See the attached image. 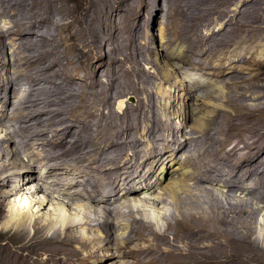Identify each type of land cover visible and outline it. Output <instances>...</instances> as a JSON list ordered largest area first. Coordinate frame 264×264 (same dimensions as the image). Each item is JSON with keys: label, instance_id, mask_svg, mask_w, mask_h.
I'll return each mask as SVG.
<instances>
[{"label": "bare ground", "instance_id": "obj_1", "mask_svg": "<svg viewBox=\"0 0 264 264\" xmlns=\"http://www.w3.org/2000/svg\"><path fill=\"white\" fill-rule=\"evenodd\" d=\"M43 1H45V13H48L50 9L55 6L54 14L50 17H46L42 14L41 18L47 20L50 26L48 28H51L53 33L59 36V42L46 39L42 33H35L33 36L26 35L22 37L21 42L24 43L25 47L29 46V52L27 51L28 53L24 55L25 52H22V46L21 53H23V56L21 57L23 64H18L22 66L21 71L23 76H27L28 70L31 71L34 64H36L37 67H39L38 65L41 66V68L35 66L37 69H40L39 75L36 73V69L34 71L38 75L37 77L41 79L42 84L46 83L47 86L48 84L51 85V89L49 88V91L46 90L48 91L46 95L50 98V104L57 109L53 107V111H48V114L52 116L47 122H50L52 126L47 127L46 131H43L40 123H38L42 121L43 117H41V114H38L37 122L32 120L30 123L35 125L34 127L38 131V134L43 132V137L45 138L46 136L44 143L40 146L41 148L36 145V140L32 139V142L25 140L22 141V143H18L16 140H18L17 138L19 137L16 138L15 136L17 130L9 131V134L7 133V135L0 140V190H4L0 196V218L4 219L3 216L6 214V210L3 204L5 201H10L9 197L12 194L15 196L20 195V201L23 202L22 208L25 209L22 213L15 212L16 217H12L11 220L9 219L12 222V228H9L11 230L9 232H4L3 235L1 234L5 236L6 242L5 244H0V258L3 255L7 257L11 256L14 259L17 258L18 260H15V264H96L99 260L110 259V257L112 259L115 253H117L118 256L136 261V264H182V262L183 264H191V259L195 255L198 256L200 260L202 259L203 264H220L226 259H232L233 264H236V261L237 264L238 262L240 264H264V233H262L264 231L260 230L263 235H258L255 232L258 228H254V225L258 223L255 220L259 221L258 217L260 213H262V209L252 203V201L255 200L262 204L263 206H261L264 208V201L262 202L261 198V200H259L257 195L253 193L257 187H264V172L262 173V170L260 173L256 174L260 179L254 180L246 185V182L244 183L245 175L240 173L242 169L239 172L235 171L237 169L236 167L241 165H236L235 162V159L237 160L235 157L238 155V151L242 149L241 147L239 149V144H244L246 148L248 147V149L251 150L253 148L255 149V146L257 147L258 153L252 152V155L246 156L247 159L257 158L255 156H258L259 153L261 156L264 155L263 5L258 6L255 5V3H251L248 5L249 7L247 6L248 9H244L243 7L244 10L242 8V10H236L235 8L232 9L229 7L230 5L228 6L226 0H200L199 6H194V8H192L195 9V12L193 14L188 13L190 14L188 15L190 16V18L188 17L189 25L192 26L194 22L197 23L200 16L223 19L222 22L218 20L221 22L219 27L217 25L218 29L211 30V32L206 35L207 37H204L205 42L203 44L200 43V49H202L200 52H203V55L205 53L204 57H202L204 59H200L202 63L198 61V56L200 55L198 53V56L190 53L189 58H186L187 56L185 57L182 53H177V56L174 58L176 67L170 65L173 68V73L175 72V74L172 75L168 72L162 75L160 73L161 68L158 67V64L154 63L149 69L154 76L153 78L162 81L164 85H170L176 82V86L171 88V90H173L172 95L177 94V96H169V98L171 97L173 100L170 99L169 103H167L168 105L165 106L161 99L164 97L165 93L158 89V94L161 95L158 97L160 100L155 99L158 105L156 108H153L150 104L141 106L138 104V106L134 105L135 107L133 108L127 107L126 112H124L125 114H121L122 116H119V120L114 121L116 119L111 120V118L114 117L111 101L112 95L116 92L113 94L111 93L114 91H111V83L105 84L102 82L105 80L104 78L106 77H104V75H107V73L103 75L104 80L99 77L100 74L98 75V73L100 72V68L103 67V63H106V65L111 62L116 63L114 69H118L124 64L126 57L124 54L120 53L117 48L119 54L114 58H107L108 60L105 61L106 52L108 51L104 48L98 34L91 30L86 24L84 25L79 22L80 16L86 14L89 10L93 13H96V11L98 13H103L109 23L108 34L114 32L115 44L124 33L126 34V38L129 39V45L133 43L136 44L139 42L137 41L135 43L136 35L140 34L139 30L147 31V29H149V24L145 23V25L140 26V22H138L140 13L139 7L144 4V0H131L129 2L128 0ZM35 2H37V0H35ZM163 2L165 3V1ZM245 2H247V0ZM4 3L10 4V2ZM13 3L15 4L16 2ZM24 3L22 2V4ZM38 3L37 5L39 6ZM180 3L181 1L179 2V6L182 5ZM238 3H240V1ZM262 3L261 1L260 4ZM96 4L101 7L100 10L96 7ZM6 5L9 6L8 4ZM185 5L187 4H184V6ZM191 5L193 4L191 3ZM31 9L33 11V8ZM36 9L37 7L35 10ZM154 11H156V6L152 13H154ZM25 12L26 10L24 13ZM170 12L172 13V11ZM170 14L167 16L170 17ZM149 15H151V13ZM3 16L5 15L3 14ZM16 16L19 18L20 15ZM34 16L35 15H33V17ZM10 17L15 22V19L12 16ZM200 19L202 18L200 17ZM206 21H208V19H206ZM183 24L185 25V23ZM28 25L26 24V26ZM34 25L35 24H33V26ZM42 25H45V23ZM212 27L213 26H211V28ZM129 28H131L130 31ZM196 28L198 27H195V33ZM185 29L187 30V28ZM35 30L39 29L35 28ZM60 31L64 33L63 37H61ZM191 31H193L192 28ZM191 31H189V35L190 33L192 34ZM21 32L23 31L21 30ZM147 32H145V34H148ZM200 32L199 34L201 35L203 31ZM31 33L33 34L34 32ZM18 34L19 33H17V35ZM196 34H198V32ZM8 37L10 36L8 35ZM3 39L0 34V53L3 52L8 54L9 43H6L8 39L6 42ZM12 40L14 42V39ZM12 40L10 43H13ZM209 41L210 43H208ZM61 44L63 47H61ZM248 44L253 45L249 47ZM190 45L191 44L188 46ZM259 47L260 49L257 50ZM130 48L128 53L133 54L134 48ZM18 50L16 51L18 52ZM104 50H106V54L103 53L102 56L98 57L97 53L104 52ZM196 51L195 49V51L191 52ZM256 51H259L258 53H260V55H257L258 53L253 55ZM152 52L153 51H151V53ZM77 53H79L81 57L77 55ZM111 54L113 53H110V57ZM245 54H250L251 56L246 57ZM51 55L58 58L59 61L57 66L53 64L55 62L51 58L50 61L49 56ZM18 60V62H21L20 59ZM78 63L79 65H76ZM12 64V59H7V61H5L4 58L0 59V120L2 119L4 122L5 120L8 122L14 121V114L9 110L12 106L14 107L13 104L21 103L22 99H25L23 98V94H20L21 92L19 93V97L17 96L16 89L10 81L9 76L13 70ZM204 67L208 69H206L207 71L205 70L206 72L203 71ZM57 69L60 71L62 69V72L60 73ZM69 70H73L76 73L82 71V74L87 75L86 79H84V81H86L85 83H90V86L82 88L80 84L74 81L75 76L70 74ZM194 70L197 73L199 72L198 75L203 73V76H209L206 78V81H208L207 84H209L211 88L209 91L207 90V86H201L207 90V95L204 93L205 90L203 89L205 95L202 96L201 93V97L203 98L197 96L199 98L198 100H196L197 97L195 99L196 91H194V88H196L195 85L199 80H196L197 82L195 83L193 80L188 81L189 78L182 80L179 77V74L183 76L179 71H183V73L187 75L189 71L192 72ZM122 72L121 70V73ZM18 76L22 77L20 75ZM100 78L102 81H100ZM112 78L110 79L112 80ZM122 78L125 79L124 76ZM117 81L119 82L120 80ZM117 81L115 80L112 82L115 84ZM197 84L200 85L199 83ZM36 85L37 84H35V87ZM39 85H37V87ZM75 85L79 86L78 90L76 89L78 87H74ZM47 86H45V89ZM128 86L129 88L131 87L130 84ZM123 87L124 85L122 88ZM127 88L128 87L123 88V92ZM146 88L148 87L146 86ZM121 89L118 90L120 91ZM224 89L231 90V92L233 90L234 95H227V92L224 93ZM43 92L45 93V91ZM137 92L140 93L139 90H137ZM34 93L36 94V92ZM142 95H144L143 92ZM145 95L147 98L149 97V99L155 98L153 97L154 94L152 95L150 92H145ZM151 95L152 97H150ZM215 100L225 103L229 109H225L224 106H222L223 104L216 105ZM198 101L200 102L199 104ZM211 101L215 103H211ZM41 104H43L42 101ZM124 106V100L119 101L118 113L123 111ZM48 108L45 107L44 109ZM36 109L37 112L38 108ZM175 110L184 112V114L187 115V122L192 125L189 127V133L185 132L184 129L176 130L174 128L175 125L172 124V115L176 112ZM195 112L198 114V116L196 115L197 118L192 117V114L195 115ZM30 114L31 113L26 110V116L23 120H31L32 116ZM54 115H56L57 118L60 117L65 120V126L60 127L57 125V122L55 123L53 120ZM17 116L19 119V116H23V114L21 115L20 113ZM126 116L131 120L127 119ZM95 117H98V120L95 119L97 121H95L96 124L88 125L87 120H91V118L93 119ZM191 117L192 119H190ZM54 119L56 120V118ZM62 119H60L61 124ZM43 120H45V118ZM4 122L2 124H6V122ZM20 125H22V123L19 124V126ZM121 125L130 128L126 131L127 128L125 127L126 130H124V128V132L120 133L119 128H121ZM23 126H27L26 123L25 125L23 124ZM185 127H187L186 124ZM215 127L216 129H213ZM18 128L20 129V127ZM186 130L189 131L188 129ZM244 131L246 133H244ZM28 136H30V134ZM143 137H146L148 140H144ZM203 139H205V142ZM11 142L21 144L22 146H18L21 147L23 152H26V148L30 149L31 152L28 150L29 152L27 156H25L27 157L25 161L19 159V163H15L17 161L15 158L16 156H10V152H12V150H10L12 148H10ZM192 143L198 146L202 144V146H199L201 147L200 151L196 152L195 155L191 153L193 149L190 151ZM19 147L13 150L12 153L14 155L19 152ZM244 150L247 151V149ZM195 151L197 150L195 149ZM241 151L243 153V149ZM249 151L250 150L247 152ZM22 154L24 153H21V155ZM181 154L183 158L180 160L177 159V156ZM215 156L221 159L222 166L224 165L229 171L226 174L227 177L223 176V178H219L218 181L215 176L216 174L214 175L211 171L212 167L210 164L213 160L210 163L208 162L209 159H215ZM13 157L15 159H13ZM23 157L24 156L21 158ZM99 158L105 160L104 168L96 166V162L99 161ZM243 159L242 161L245 160ZM77 160L81 161L78 163ZM216 161L214 160V162ZM167 163L169 164L166 165ZM245 163L246 162H244V164ZM257 164L261 165L263 163L260 164L256 162V165ZM97 165H99V163ZM167 166H169V169H172L170 174L169 171H166ZM179 166L180 168L176 172V167ZM186 166H192L193 171L191 170L190 172L185 170L181 172ZM36 171H39L36 175L37 177L32 175V173L34 174ZM220 171L222 170L220 169ZM257 171L253 169L254 173ZM242 172H244V170ZM156 173L161 178L157 177L156 179ZM173 175H177L174 180H172ZM26 178H31L30 180L36 183L35 188H32L33 190L30 191V193H26L24 190L26 185H28V180L26 181ZM159 179L161 182H159ZM15 181H21V183L19 182V184H21L20 188H18L19 186ZM156 181H158L159 185L163 184V186L164 183H166L167 186H164L162 190L160 189L162 193H158L157 195L154 194L153 196L156 195L154 198L142 196L145 193H150L154 189L153 185H156ZM213 182L220 185L227 193V195H225V198H228L226 205L220 204L221 202L219 203L220 196L218 197V194L215 193L213 189L215 185L214 187L212 186ZM14 183L18 187H15ZM140 184H142L141 188L143 190L141 188L138 190V187L136 188V186ZM45 185H47L46 188H44ZM39 192L43 195V199L36 201L34 198ZM54 194L57 195L56 198L51 197V195ZM237 194L242 195L243 199H239L241 196L239 195L238 197ZM117 196L123 198L118 199L120 201L123 200L119 206H116L117 203L113 201L115 197L117 199ZM221 197L224 198L223 194ZM248 197H250L249 200ZM64 199H68L69 201L67 202L69 203H64ZM48 204L49 208L46 214H44L47 216V219L45 218L46 220H44L45 222L43 223L39 221V219L37 220V218L34 219L35 221L33 220L34 223L32 226L33 230L29 231L28 219L30 217L31 208L36 206L39 212L44 210ZM70 209L75 211V218L73 219L70 217ZM2 211L4 213H2ZM126 219L130 221L129 223L131 226L130 228L129 226L126 228L125 234L124 231L123 233L121 232L124 234V237L122 236L123 238L120 239L122 243L118 241L115 243L119 238L115 232V223L119 224L120 227V223L126 222ZM252 219H254V221H252ZM10 221H8V223ZM0 223L3 222L1 221ZM259 223L261 224L260 221ZM254 229L256 230L254 231ZM93 231H97L99 233L97 234L98 236H92V238L88 237ZM175 231L176 234L173 236V241L180 238L182 245H175L170 242L171 238L169 239L168 234L171 235ZM250 236H254V241L251 240ZM134 240L147 241L148 243L140 247L132 246V248H128L129 246L127 245L130 243L132 244ZM94 241L102 244L103 248L104 246L111 247L114 243L112 247L115 249L114 253L111 252L107 255L100 253V250L97 251L100 247L97 246ZM81 248L86 251L84 257H81L80 253L75 250H82ZM105 251H107V249ZM91 260L93 261L92 263ZM126 263L128 264L129 261Z\"/></svg>", "mask_w": 264, "mask_h": 264}, {"label": "rangeland", "instance_id": "obj_2", "mask_svg": "<svg viewBox=\"0 0 264 264\" xmlns=\"http://www.w3.org/2000/svg\"><path fill=\"white\" fill-rule=\"evenodd\" d=\"M12 1V2H11ZM32 1H34V2H32ZM27 0V2H26V0H25V3H24V0H10V1H7V0H1L0 1V34H1V38L6 42L7 41V39H8V41L11 39H14V42H15V44H14V42H13V40H12V42L13 43H10L11 42V40L8 42H6L7 44L9 43V45H8V49L10 50H8V54H5V53H3V52H1L0 53V59H2V58H4V60L5 61H7V59H9V60H11L12 59V65H13V70H12V72H13V74H12V72H11V74H10V81L12 82V84L14 85V87H15V89H16V93L18 94L17 96L19 97V93L20 94H23V98H25L24 100L22 99V102L21 103H15V104H13L14 105V107L12 106L11 108H10V112H13V116H14V121L13 122H8V121H6L5 120V122H6V124H2L4 121L1 119L0 120V140L1 139H3L6 135H7V133L9 132V131H11V130H14V131H16L15 132V136H16V138L17 137H19V138H17L18 140H16L18 143H22V141H30V142H32L31 141V139L32 140H36L35 142H36V145H38V147L39 148H41L40 146H42V144L44 143V141H45V138H46V136H45V138L43 137L44 135H43V132H41V133H39L38 134V131L36 130V128L34 127L35 125H32V124H30L31 122H32V120L33 121H36L37 122V120H38V114H41V117H43L42 118V121H39L38 123H40V125H41V127L43 128V131H46V128L47 127H49V126H52V124L49 122H47V120H49V119H51V116H50V114H48V111H53V105L52 104H50V102H49V99L50 98H48V95H46L47 93H48V91H49V88L51 89V85H49L48 84V86H47V84L46 83H44V84H42V81H41V79L40 78H38L37 76L39 75V71H40V69H37V68H41V66L40 65H38L39 67H37V65L36 64H34L33 66H32V70L30 71V70H28V73L26 74L27 76H23V74H22V64H23V60H22V57L21 56H23V53H24V55L26 54V53H28L29 52V46H27V47H25V45H24V43L23 42H21L22 40H21V38L22 37H24V36H26V35H35V33L36 34H41L42 33V35L44 36V37H46V39H51V40H53L54 42H59V36L55 33H53V31L51 30V28H48V27H50L49 26V24H48V22H47V20H45V19H43V18H41V15L42 14H44L46 17H50L52 14H54L55 13V6L54 7H52L51 9H50V11L48 12V13H45V1H43V0H37V2H35V0ZM129 1H131V0H128V2ZM145 1H147V2H145ZM163 1H165V3L163 2ZM169 1V0H168ZM167 0H144V4H142L140 7H139V11H140V13H139V17H138V22H140L139 23V25L141 26H143V25H145V23L146 24H149V29H147V31H142V30H139V32H140V34H138V35H136V39H135V43L137 42V41H139L138 43H136L138 46H139V48H138V46L136 45V44H128V41H129V39H127L126 38V34L124 33V34H122L121 35V38H119V40H118V42L115 44V36H114V32L113 33H109L108 34V27H109V23L107 22V19H106V17L103 15V13H98L97 11H96V13H93V12H91L90 10H89V12H87L86 14H82L81 16H80V23H82V24H86L91 30H93V31H95L97 34H98V37H99V39L102 41V43H103V45H104V48L108 51V52H106V50H104V52L102 51V52H98L97 53V56L98 57H100V56H102L103 55V53H105L106 54V60L105 61H107L109 58H114L115 56H117V54H119L118 52H117V48H118V50H119V52L120 53H122V54H124L125 55V57H126V61L124 62V64L123 65H121L118 69H114L115 68V66H116V63H113V62H111V63H108L107 65H106V63H103V67L105 68H103V67H101L100 68V72L98 73V75H99V77H101L102 78V80H104V81H102L101 80V78H100V81H102L103 83H105V84H107V83H111L110 85L112 86V89H111V91L112 90H114V91H112L111 93L113 94V93H115V94H111L112 95V101H111V106H112V109L114 110V117L113 118H111V120L113 119H116V120H114V121H118L119 120V118L123 115V114H125L124 112H126V110H127V107L128 108H133V107H135V106H138V104L141 106V105H147V104H150V106H152L153 108H156V106H158L157 105V99H158V97H160V95L161 94H158V89H160L161 90V92H164L165 93V95H164V97L163 98H161L162 99V103H164V105L166 106V105H168L167 103H169V100L171 99V97L169 98V96H171L172 95V92H173V90H171V88H173V87H175L176 86V82H173L172 84H170V85H167V84H163L162 83V81H158L157 79H155V78H153L154 76H153V74L151 73V70H149L150 68H151V66L155 63V64H158V67L159 68H161V70H160V73L163 75L164 73H170L171 75L172 74H175V72L173 73V68L170 66V65H173V66H175V57L177 56V53L179 54V53H182V54H184L185 55V57L186 58H189V54L190 53H193L194 55H196V56H198V54H200L199 56H198V61L199 62H201V60L202 59H204V58H202V57H204V55H205V53H204V55H203V52H200V50L202 51V49H200V47H201V44H203L204 42H205V39H204V37H207L206 35H208L210 32H211V30H217L218 29V27H219V25H220V23L223 21V19L221 20V19H219V18H212V17H210V16H208V17H206V16H200L202 19H200V17L198 18V22L196 23V22H194L193 24H192V26L191 25H189L188 24V20H189V18H190V16H188V15H190V14H193L194 12H195V9H192V8H194V6H199V3H200V0H170L169 2H168ZM178 1V2H177ZM181 1V3L180 4H182V5H180L179 6V2ZM187 1V2H186ZM236 1H240V3H238V2H236ZM243 1H244V3H243ZM226 0V3L228 4V6L229 7H231L232 9H243V7H244V9H248V5H250L251 3H255V5H258V6H262L263 5V7H264V0H252V2H251V0H247V2H245L246 0ZM263 2L262 4H260V2ZM4 2H10V4L9 3H4ZM13 2H16L15 4L13 3ZM19 3V6H18V3ZM22 2L24 3V4H22ZM32 2V3H31ZM39 2V3H38ZM43 2V3H42ZM156 2V3H155ZM177 2V3H176ZM232 2V3H231ZM233 2H236V3H233ZM250 2V3H249ZM2 3V4H1ZM28 3V4H27ZM33 3H35L36 5H37V3L39 4V6L37 5H35V4H33ZM41 3H42V5H41ZM166 3H167V5H166ZM171 3V4H170ZM191 3L193 4V5H191ZM196 3V4H195ZM3 4H5V5H3ZM6 4H8L9 6H7ZM12 4V5H11ZM184 4H187V5H185L184 6ZM231 4H232V6H231ZM4 7H3V6ZM16 5H17V7H16ZM25 5V6H24ZM31 5H32V7H31ZM41 5V6H40ZM163 5H165V6H163ZM25 8H24V7ZM156 6V11H154V13H152L153 12V9H154V7ZM178 6V7H177ZM239 6H241V7H239ZM248 6V7H247ZM18 7H19V9H18ZM23 7V8H22ZM26 7H28V8H26ZM37 7V9L35 10V8ZM96 7H98V9L100 10L101 9V7L99 6V5H97L96 4ZM152 7H153V9H152ZM162 7H163V10H162ZM183 8V10H182V8ZM6 8V9H5ZM8 8V9H7ZM12 8H13V10H12ZM22 8V9H21ZM31 8H33V11H32V9ZM44 8V9H43ZM178 8V9H177ZM3 9V10H2ZM15 9V10H14ZM27 9H28V12H27ZM168 9V10H167ZM171 9V10H170ZM188 9V10H187ZM241 9V10H242ZM243 9V10H244ZM11 10V11H10ZM16 10H19V11H16ZM22 10V11H21ZM26 10V12L24 13V11ZM164 10H166V11H164ZM172 11V13L170 12V11ZM7 11H8V13H7ZM10 12H11V14H10ZM15 12H16V15H20L19 16V18H17L18 16H16L15 15ZM18 12H19V14H18ZM187 12V13H186ZM14 13V14H13ZM22 13H24V14H22ZM27 13V14H26ZM148 13V14H147ZM151 13V15H149ZM171 13V14H170ZM188 13H190V14H188ZM2 14V15H1ZM3 14L5 15V16H3ZM8 14V15H7ZM164 14V15H163ZM170 14V17L169 16H167V15H169ZM185 14V15H184ZM16 16V18H15V16ZM33 15H35L34 17H33ZM162 15V16H161ZM184 15V16H183ZM7 16V17H6ZM10 16H12L14 19H15V22H17V23H15L14 21H13V19L10 17ZM22 16V17H21ZM185 16H187V17H185ZM6 18V20H5V18ZM10 19H9V18ZM31 17H33V18H31ZM189 17V18H188ZM210 17V18H209ZM8 18V19H7ZM186 18V19H185ZM212 18V19H211ZM34 19V20H33ZM206 19H208V21H206ZM8 20V21H7ZM12 20V21H11ZM16 20H18V21H16ZM32 20V21H31ZM40 20V21H39ZM57 20H58V18H57ZM210 20V21H209ZM213 20H215V21H213ZM221 21V22H219V21ZM19 21H20V23H19ZM42 21V22H41ZM185 21V22H184ZM11 22V23H10ZM25 22H27V23H25ZM40 22V23H39ZM45 23V25H42V24H44ZM148 22V23H147ZM202 24H201V23ZM216 22V23H215ZM183 23H185V25L183 24ZM214 25H213V24ZM12 24V25H11ZM17 24V25H16ZM26 24L28 25V26H26ZM31 24V25H30ZM33 24H35L34 26H33ZM48 26H47V25ZM183 24V25H182ZM207 24V25H206ZM216 24V25H215ZM24 25V26H23ZM204 25V26H203ZM205 25H206V27H208V28H206L205 27ZM217 25H218V27H217ZM9 26V27H8ZM19 26H21V27H19ZM33 26V27H32ZM36 26H38V27H36ZM187 26V27H186ZM198 27V28H196V33L198 32V34H199V32L201 31H203L202 33H201V35H200V37H199V35L198 34H196L195 33V27ZM200 26V27H199ZM202 26H203V28H202ZM211 26H213L212 28H211ZM40 27V28H39ZM47 27V28H46ZM27 28V29H26ZM35 28L36 29H39V30H35ZM42 28V29H41ZM45 28V29H44ZM141 28V27H140ZM185 28H187V30L185 29ZM191 28H192V30L193 31H191ZM194 28V29H193ZM204 29V30H202V29ZM4 29V30H3ZM24 29V30H23ZM30 29H31V32H34L33 34L30 32ZM180 29H182V30H180ZM198 29V30H197ZM207 30V32H206V30ZM208 29H209V32H208ZM21 30L23 31V32H21ZM131 30V28H129V31ZM185 30H186V32H185ZM2 31V32H1ZM25 31V32H24ZM27 31V32H26ZM39 31V32H38ZM44 31H46V32H44ZM188 31V32H187ZM189 31H191L192 32V34L190 33V35H189ZM6 33V34H4V33ZM11 32H13V33H11ZM16 32V33H15ZM21 32V33H20ZM61 32V31H60ZM145 32H147L148 34H145ZM3 33V34H2ZM10 33V34H9ZM15 33V34H14ZM17 33H19L20 34V36H19V34L17 35ZM23 33H25V34H23ZM46 33V34H45ZM205 33V34H204ZM12 34V35H11ZM63 32H61V37H63ZM183 34V35H182ZM186 34V35H185ZM3 35H5V36H3ZM8 35L11 37H8ZM47 35V36H46ZM86 35H87V33H86ZM146 35V36H145ZM195 35V36H194ZM204 35V36H203ZM148 36V37H147ZM188 36V37H187ZM192 36V37H191ZM193 36H194V38H193ZM20 37V38H19ZM184 37H186V38H184ZM189 37H190V40H189ZM53 38V39H52ZM124 38V39H123ZM130 38V37H129ZM137 38H139V39H137ZM163 38V39H162ZM188 38V39H187ZM192 38V39H191ZM16 39V40H15ZM169 39V40H168ZM171 39V40H170ZM186 39V40H185ZM195 39V40H194ZM203 39V40H202ZM127 40V41H126ZM149 40V41H148ZM187 40H189V41H187ZM187 41V42H186ZM200 41V42H199ZM21 43V44H19V43ZM186 42V43H185ZM23 43V44H22ZM171 43V44H170ZM201 43V44H200ZM208 43H210V41L208 42ZM12 44H13V46H12ZM187 44V45H186ZM189 44H191L190 46H188ZM196 44V45H195ZM62 45V44H61ZM105 45H106V47H105ZM114 46V48H113V46ZM134 45V46H133ZM198 45V46H197ZM252 45L253 44H248V46L249 47H252ZM12 47V49H11V47ZM20 46V47H19ZM22 46H23V48H22ZM137 46V47H136ZM188 46V47H187ZM196 46V47H195ZM17 47V48H16ZM25 47V48H24ZM61 47H63V45L61 46ZM130 47H133L134 48V53L133 54H129L128 53V51H129V49H131ZM186 47V48H185ZM193 47V48H192ZM18 48H19V50H18ZM21 48H22V52L23 53H21ZM139 50H138V49ZM185 48V49H184ZM190 48H192V49H190ZM207 48V47H206ZM182 49V50H181ZM188 49V50H187ZM190 49V50H189ZM195 49L197 50L196 52H191V51H195ZM260 49V47L257 49V50H259ZM16 50H18V52L16 51ZM28 51V52H27ZM151 51H153L152 53H151ZM186 52V53H185ZM259 51H256V52H254V54L253 55H255L256 53H258ZM19 53H21V54H19V56H18V54ZM51 53V52H50ZM49 53V54H50ZM109 53V54H108ZM110 53H113V54H111V57H110ZM198 53V54H197ZM12 54H14V55H12ZM52 54V53H51ZM18 56V57H16V56ZM77 55H79L80 57H81V55L79 54V53H77ZM112 55H113V57H112ZM194 55H193V57H194ZM257 55H260V53H258ZM15 56V57H14ZM52 56V55H51ZM51 56H49V59L51 58L55 63H53V64H55V66H57V64H58V58H56V57H51ZM137 56V57H136ZM170 56V57H169ZM245 56L246 57H249V56H251L250 54H245ZM11 57V58H10ZM17 58V59H16ZM54 58V59H53ZM56 58V59H55ZM108 58V59H107ZM119 58V57H118ZM150 58V59H149ZM18 59H20L21 60V62H18L19 60ZM51 59H50V61H51ZM152 59V60H151ZM174 59V60H173ZM201 59V60H200ZM18 60V61H17ZM148 60V61H147ZM16 61H17V63H16ZM154 61V62H153ZM64 62H65V60H64ZM16 63V64H15ZM18 63H20V64H18ZM149 63V64H148ZM151 63V64H150ZM175 63V64H174ZM202 63V62H201ZM15 64V65H14ZM105 64V65H104ZM18 65V66H17ZM76 65H79V63L78 64H76ZM110 65V66H109ZM146 65V66H145ZM37 68H36V67ZM106 66V67H105ZM126 69H124L123 67ZM108 67V68H107ZM139 67V68H138ZM176 67V66H175ZM174 67V68H175ZM244 67H246V66H244ZM113 68V69H112ZM121 68V69H120ZM128 68V69H127ZM133 68V69H132ZM36 69V70H35ZM71 69H73V68H71ZM104 69V70H103ZM110 69V70H109ZM120 69V70H119ZM148 69V70H147ZM207 68L206 67H204V70L203 71H205ZM15 70V71H14ZM19 70H20V72H19ZM36 71V73L38 74H36L35 73V71ZM38 70V71H37ZM57 70H59V69H57ZM64 70H65V68H64ZM107 72H106V71ZM121 70L123 71L122 73H121ZM177 70V69H176ZM208 70V69H207ZM206 70V71H207ZM5 71H7V70H5ZM18 71V72H17ZM102 71V72H101ZM108 71H110V72H108ZM117 71H120V72H117ZM134 71V72H133ZM142 71V72H141ZM178 71V70H177ZM205 71V72H206ZM17 72V73H16ZM31 72V73H30ZM59 72L61 73L62 72V69H61V71L59 70ZM81 72V73H80ZM79 73H76L75 71H73V70H69V73L70 74H73L74 76H75V82L76 83H78V84H80L81 85V87L82 88H86V87H88V86H90V83H85L86 81H84V79H86V77H87V75H85V74H82L83 72L82 71H80ZM115 72V73H114ZM125 72H127V73H130V74H127V73H125ZM3 73V72H2ZM33 73V74H32ZM105 73H107V75H104ZM120 73V74H119ZM140 73V74H139ZM159 73V74H160ZM179 73H181V75H183V76H180V74H179V77L183 80H185V79H188V81L190 80V81H192L193 80V82H197L196 80H199L197 83H199L200 85H198L197 83H196V88H194V91H196V96H195V99H196V97L197 96H199L200 98H203V97H201V93H202V96H204L205 94H206V91L207 90H209V89H211L210 87H209V84H207V82L208 81H206L207 79L206 78H208L209 76H203V73L202 74H200V75H198L199 74V72L197 73L195 70L194 71H192V72H188L189 74H187V75H185L184 73H183V71H179ZM34 74H35V76H34ZM123 74V75H122ZM125 74V75H124ZM139 74V75H138ZM149 74V75H148ZM192 74V75H191ZM18 75H20V76H22V77H19ZM33 75V76H32ZM103 75H104V77H106V78H109V79H106V78H104L103 79ZM123 77L124 76V78L125 79H123L121 76ZM127 76V77H126ZM138 77V78H136V77ZM174 76V75H173ZM189 76V77H188ZM200 76V77H199ZM202 76V77H201ZM113 77V78H112ZM122 78V80H121V78ZM142 77V78H141ZM185 77H187V78H185ZM192 77V78H191ZM22 80H21V79ZM37 78H38V80H37ZM110 78H112V80L110 79ZM120 78V79H119ZM133 80H132V79ZM11 79H13V80H11ZM26 79V80H25ZM35 79V80H34ZM127 79H129V80H127ZM139 79V80H138ZM19 80V81H18ZM24 80V81H23ZM28 80V81H27ZM33 80V81H32ZM117 81V80H120L119 82L117 81L115 84H114V82H112V81ZM126 80V81H125ZM138 80V81H137ZM143 80V81H142ZM147 80V81H146ZM195 80V81H194ZM38 81V82H37ZM108 81V82H107ZM123 82V84H122V82ZM127 81H129V82H127ZM135 81V82H134ZM187 81V80H186ZM202 81V82H201ZM19 84H18V83ZM121 82V83H120ZM140 84H139V83ZM22 83H23V85H22ZM40 85H39V84ZM132 83V84H131ZM142 83H143V85H142ZM35 84H37V85H39L38 87H37V85H36V87H35ZM121 84V85H120ZM131 85V89L129 88V86L128 85ZM18 85V86H17ZM20 85V86H19ZM30 85V86H29ZM43 85V86H42ZM116 85V86H115ZM120 85V86H119ZM124 85V87L123 88H126V87H128L127 89H125V93L123 92V88H122V86ZM135 85V86H134ZM141 85V86H140ZM198 85V86H197ZM41 86H42V88H41ZM45 86H47L46 87V89H45ZM135 88H134V87ZM146 86L148 87V88H146ZM194 86V87H195ZM201 86H203V87H206L207 86V90L205 89V88H203V87H201ZM20 87V88H19ZM26 87V88H25ZM75 88L76 87H78V88H76L77 90L79 89V86L78 85H75L74 86ZM118 87H120V88H118ZM144 87V88H143ZM33 88V89H32ZM121 89L120 91L118 90V89ZM135 90H134V89ZM137 88H139V89H137ZM143 88V89H142ZM198 88V89H197ZM24 90V92H23V90ZM28 89V90H27ZM38 91H37V90ZM40 89V90H39ZM43 89V90H42ZM116 89V90H115ZM133 89V90H132ZM148 89V90H147ZM202 89V90H201ZM205 91H204V90ZM26 90V91H25ZM33 90H34V92H36V94L33 92ZM46 90H48V91H46ZM137 90H139V92L140 93H138L137 92ZM143 90V91H142ZM19 91V92H18ZM28 91V92H27ZM30 91H31V93H30ZM43 91H45V93L43 92ZM122 91V92H121ZM143 92V94L144 95H142V92ZM203 91H204V93H203ZM210 91V90H209ZM120 92V93H119ZM132 92H133V94H132ZM135 92V93H134ZM145 92L147 93V92H150L152 95H153V97H155V98H150L149 99V97L147 98L146 97V95H145ZM225 92H227L226 94L227 95H234V93H233V90H232V92H231V90H225L224 89V93ZM29 93V94H28ZM40 93H41V99H40ZM44 95H43V94ZM119 93V94H118ZM127 93H128V95H127ZM230 93V94H229ZM232 93V94H231ZM27 94V95H26ZM32 94V95H31ZM117 94H118V96H117ZM197 94H199V95H197ZM26 95V96H25ZM34 95V96H33ZM121 95V96H120ZM123 95H126V96H123ZM152 95L150 96V97H152ZM207 95V94H206ZM42 96H43V98H42ZM46 98H45V97ZM115 96V97H114ZM145 96V97H144ZM175 96H177V94H173L172 95V97H175ZM17 97V98H18ZM38 97V98H37ZM121 97V98H120ZM142 97H144V98H142ZM17 98H16V101H17ZM27 98V99H26ZM37 100H36V99ZM118 98H120V99H118ZM144 99V100H143ZM156 99V100H155ZM199 98L197 97V99L196 100H198ZM27 100V101H26ZM29 100V101H28ZM32 100V101H31ZM42 101V103L43 104H41V101ZM45 100V101H44ZM122 100H124V102H125V106H124V108H123V111L122 112H120V113H118V110L117 109H119V107H118V103H119V101H122ZM141 100H143V101H141ZM158 100H160V99H158ZM171 100H173V99H171ZM31 101V102H30ZM150 101V102H149ZM218 101V100H217ZM216 100H215V102L214 101H211V103H215L216 105H222V106H224V108L225 109H229V107L225 104V103H223V102H221V101H219V102H217ZM27 102V103H26ZM29 102V103H28ZM115 102V103H114ZM144 102V103H143ZM155 102V103H154ZM221 102V103H220ZM39 103V104H38ZM46 103V104H45ZM143 103V104H142ZM200 102L198 101V104H199ZM29 104V105H28ZM36 104V105H35ZM38 104V105H37ZM113 104V105H112ZM127 104V105H126ZM128 104H129V106H128ZM156 104V105H155ZM43 105V106H42ZM45 105V106H44ZM48 105V106H47ZM50 105V106H49ZM131 105V106H130ZM135 105V106H134ZM154 105V106H153ZM226 105V106H225ZM25 106V107H24ZM28 106V107H27ZM35 106V107H34ZM42 106V107H41ZM21 107V108H20ZM34 107V108H33ZM39 107H41V108H39ZM46 107V108H48V109H44V108ZM14 108V109H13ZM19 108V109H18ZM36 108H38V111L36 112ZM55 109H57L56 107H54ZM192 108V107H191ZM16 109V110H15ZM23 109V110H22ZM35 109V110H34ZM51 109V110H50ZM125 109V110H124ZM12 110V111H11ZM26 110L28 111V112H30L31 114V116H32V119L30 120V119H24L23 120V118L27 115H25V113H26ZM41 110H43V111H41ZM25 111V112H24ZM116 111V112H115ZM176 112H174V115H172V124H174L175 126H174V128L176 129V130H181V129H184L185 130V132H187V133H189L190 132V129H189V127H191L192 125H190L188 122H187V115L186 114H184V112H181V111H177V110H175ZM19 112V113H18ZM39 112V113H38ZM18 113V114H17ZM21 113V115L23 114V116H19V119L21 120H19L18 119V116L17 115H19ZM36 113V114H35ZM44 113V114H43ZM179 113V114H178ZM46 114H48V115H46ZM117 114V115H116ZM122 114V115H121ZM176 114V115H175ZM181 114V115H180ZM37 115V116H36ZM180 117H179V116ZM194 114H192V117L194 118V117H196L197 118V116H198V114H197V112H195V115L193 116ZM197 115V116H196ZM29 116V115H28ZM31 116H29V117H31ZM46 116V117H45ZM118 116V117H117ZM120 116V117H119ZM49 117V118H48ZM174 117V118H173ZM177 117V118H176ZM192 117L190 118V119H192ZM45 118V120H43ZM54 118H56V120L54 119ZM118 118V119H117ZM126 118H127V116H126ZM195 118V119H196ZM58 119V120H57ZM60 119H62V118H60V117H56V115H54V117H53V120H54V122L57 124V125H59L60 127H63V126H65V120H63L62 119V124H61V121H60ZM65 119V118H64ZM98 120V117H95V118H91V120L89 119V120H87L88 122V125H90V124H93V125H95L96 124V120ZM127 119H129V118H127ZM19 120V121H18ZM93 120H94V123H93ZM129 120H131V119H129ZM186 120V121H185ZM16 121V122H15ZM29 121V122H28ZM43 121H45V122H43ZM92 121V122H91ZM96 121V122H95ZM4 122V123H5ZM28 122V123H27ZM42 122V123H41ZM59 122H60V124H59ZM90 122V123H89ZM184 122V123H183ZM8 123V124H7ZM22 123V125H20L19 126V124H21ZM25 123H26V125L27 126H23V124L25 125ZM45 123V124H44ZM11 124V125H10ZM12 124H13V126H12ZM17 126H16V125ZM29 124V125H28ZM46 124H48V125H46ZM182 124V125H181ZM185 124H186V126L187 127H185ZM189 124V125H188ZM6 125V126H5ZM176 125H177V127H176ZM22 126V127H21ZM31 126V127H30ZM44 126V127H43ZM180 127V129H179V127ZM9 127H11V128H9ZM18 127H20V129L18 128ZM25 127V128H24ZM121 128H119V130H120V133H123L124 132V130H126V128H127V130L126 131H128L129 130V128L130 127H128V126H123V125H121L120 126ZM22 128V129H21ZM29 128V129H28ZM34 128V129H33ZM125 128V129H124ZM27 129V130H26ZM51 129V128H50ZM49 129V130H50ZM124 129V130H123ZM186 129H188L189 131H187ZM213 129H216V127L215 128H213ZM19 130V131H18ZM94 130H95V128H94ZM24 131V132H23ZM29 131V132H28ZM34 131V132H33ZM122 131V132H121ZM28 132V133H27ZM32 134H31V133ZM17 133H19V134H17ZM244 133H246L245 131H244ZM9 134V133H8ZM30 134V136H28ZM34 134H37V135H34ZM42 134V135H41ZM49 134H51V133H49ZM217 134H219V133H217ZM33 135V136H32ZM24 138H22V137ZM218 136V135H217ZM42 137V138H41ZM113 138H114V136H113ZM20 139V140H19ZM41 139V140H40ZM44 139V140H43ZM143 139L144 140H146L147 138L146 137H143ZM148 140V139H147ZM205 139H203V141H204ZM20 141V142H19ZM39 141H41V142H39ZM205 142V141H204ZM13 142H11L10 143V150H12V152H13V150H15V148L16 147H19L21 144H16V143H13ZM17 145V146H15V145ZM15 146V148H14V146ZM19 145V146H18ZM208 145V144H207ZM242 144H239V149H240V147L243 149V153H242V149H240L239 151H238V155L235 157V158H237V160L235 159V162H236V165H240V166H237L236 168V172H239L241 169V171H240V173H242L243 175H245L244 176V183L246 182V185H248L250 182H252V181H254V180H257V179H260V178H258V176L256 175L257 173H260V171H262V173L264 172V155H259L258 154V156H255V157H257V158H254V159H250V158H246V156H250V154L252 153V152H256V153H258V149H257V147L255 146V149H257V150H255L254 148L251 150V149H248V147L246 148V145H242ZM22 146V145H21ZM192 148H190V151H191V153L193 154V155H195V153L196 152H198V151H200V149H201V147H199V146H202V144L201 145H196L195 143H192ZM37 147V146H36ZM37 147V148H38ZM38 148V149H39ZM199 150H198V149ZM19 149V154L17 155H14L12 152H10V156L12 157V156H16L15 158L17 159V161L16 160H14V161H16L15 163L16 164H18L19 163V159L20 160H22V161H25L26 160V158L27 157H25V156H27V154H28V152L30 151V149H27L26 148V152H23L22 151V149H21V147H19L18 148ZM195 149L197 150V151H195ZM244 149H247V151L248 150H250L249 152H247L246 150H244ZM29 150V151H28ZM41 150V149H40ZM22 151V152H21ZM31 152V151H30ZM246 152V153H245ZM21 153H24V154H22L21 155ZM245 154V155H244ZM252 155V154H251ZM22 156H24L23 158H21ZM13 157V159H15ZM103 157V156H102ZM178 158L177 159H182L183 158V155L181 154L180 156L178 155L177 156ZM121 158V157H120ZM218 157L217 156H215V159L214 158H212V159H209L208 160V162L210 163L212 160H213V162H211V164H210V166L212 167L211 168V171L213 172V174L216 176V178H217V181L219 180V178H223V176L225 177L226 176V174L229 172L228 171V169L223 165L222 166V163H221V159H217ZM245 160H244V159ZM238 159H239V161H238ZM242 159L244 160V161H242ZM260 159V160H259ZM214 160L216 161H218L219 162V165H218V162L216 161V162H214ZM81 160H77V162L79 163ZM238 162H241V163H238ZM244 162H246L245 164H244ZM256 162L257 163H263V164H261V165H259V164H257L256 165ZM99 163V165H97ZM212 163H213V166H212ZM248 163V164H247ZM105 160H103V159H101V158H99V161H97L96 162V166H98L99 168H104L105 167ZM169 163H167L166 165H168ZM171 164V163H170ZM216 164V165H215ZM221 164V165H220ZM251 164V165H250ZM254 164V165H253ZM100 165H101V167H100ZM165 165V166H166ZM258 165H259V167H258ZM216 168H215V167ZM220 166V167H219ZM255 166H257V167H255ZM169 166H167V168H166V171H169V174H170V172H172V169H169L168 168ZM192 166H186L183 170H181V172H183V171H185V170H188V171H190L191 172V170L193 171V167L191 168ZM241 167V168H240ZM244 169H243V168ZM247 167V168H246ZM254 167V168H253ZM180 168V166L179 167H176V172H177V170ZM215 168V169H214ZM218 168H220L222 171H220V169H218ZM226 168V169H225ZM252 168V169H251ZM257 168V169H256ZM175 169V168H174ZM173 169V170H174ZM246 169V170H245ZM253 169H254V171H257V172H253ZM261 169V170H260ZM171 170V171H170ZM215 170V171H214ZM227 170V171H226ZM244 170V172L246 173L247 171L249 172H247L246 174L244 173V172H242ZM175 171V170H174ZM219 171V172H218ZM39 171H36L34 174L32 173V175H34V176H36L37 175V173H38ZM221 172V173H220ZM220 173V174H219ZM223 173V174H222ZM249 174H250V176H249ZM220 175V176H219ZM222 175V176H221ZM217 176H219V177H217ZM37 177V176H36ZM157 177L158 178H161L160 176H158V174L156 173V179H157ZM174 177V178H173ZM173 177H172V180H174L176 177H177V175H173ZM227 177V176H226ZM253 177V178H252ZM249 178H251V179H249ZM255 178V179H254ZM31 178H26V181H27V183H28V185H26V188L24 189L25 191H26V193H30V191H32L34 188H35V185H36V183L34 182V181H31L30 180ZM155 179V180H156ZM30 180V181H29ZM160 180V179H159ZM15 182H17L16 184L19 186H16V184L14 183V186L15 187H18V188H20L21 187V184H19V182L21 183V181H15ZM32 182H34V183H32ZM159 182H161V180L159 181ZM158 183V181H156V185L154 184L153 185V190L150 192V193H145V194H147V195H142V196H149V197H147V198H151V197H155L158 193H162V188L164 187V186H167L166 185V183H164V186H163V184L162 185H159V183ZM212 184V183H211ZM48 185V184H47ZM47 185H45V187L44 188H46L47 187ZM141 185V186H140ZM140 185H137L136 186V188L138 187V190H140V188L142 187V184H140ZM214 185H215V187H214ZM155 186V187H154ZM157 186V187H156ZM159 186V187H158ZM212 186L214 187L213 189H214V191H215V193H217L218 194V197H219V203L220 204H222V205H226V203H227V201H228V198H225V195H227V193L225 192V190L220 186V185H217V184H215L214 182H213V184H212ZM105 187V186H104ZM208 187V186H207ZM218 187H220V188H218ZM262 187V186H261ZM29 188V189H28ZM33 188V189H32ZM209 188V187H208ZM258 188V189H257ZM256 188V190H254L253 191V193L254 194H256L257 195V197H258V199L259 200H261L262 199V202L264 201L263 200V194H264V187H262L263 188V190H262V188H260V187H257ZM142 189V188H141ZM161 189V190H160ZM216 189V190H215ZM261 191H260V190ZM143 190V189H142ZM224 190V191H223ZM4 190H0V196H1V193L3 192ZM222 191V192H221ZM224 192V193H223ZM144 193V192H143ZM57 194V193H56ZM56 194H54V195H51V197L52 198H56L57 197V195ZM154 194H156L155 196H153ZM222 194H223V196H224V198L223 197H221L222 196ZM259 194V195H258ZM38 195V196H37ZM239 195L240 194H237V196L239 197ZM14 196V197H13ZM36 196V197H35ZM34 197V199H36V201L37 200H42L43 198V195L39 192L38 194H36ZM59 196V195H58ZM241 197H239V199H243V196L242 195H240ZM19 197V198H18ZM119 197V198H118ZM251 197V196H250ZM250 197H248V200L250 199ZM222 198V199H221ZM261 198V199H260ZM118 199H123L122 197H120V196H117V199H116V197L113 199V201L114 202H116L117 203V205L116 206H119V204L123 201V200H118ZM226 199V200H225ZM246 199V198H245ZM9 200L10 201H5L4 202V207H5V210L7 211V212H9V213H7L6 211H5V213L6 214H4V219L3 218H0V222L2 221L3 223H0V235L2 234L3 235V233L4 232H9L11 229H9V228H12V222L10 221L11 220V218L12 217H16L15 215H16V213H22V212H24L25 211V209L24 208H22L23 206H22V204H23V202H21L20 201V195L19 196H15V195H10V197H9ZM117 200V201H116ZM67 201H69L68 199H64V203H69V202H67ZM119 202V203H118ZM224 202V203H223ZM255 202H257V201H255V200H253L252 201V203L253 204H256L255 206H259V207H261V209H262V213H260V216L258 217V219H259V221L261 222V224L259 223V221L258 220H255L256 222H258L257 224H255V225H258V226H255L254 225V228L256 227V229H254V231L256 232V234H261V235H263L262 233H264V232H262L261 233V231H264V217H263V214H264V208L262 207L263 205L262 204H260L259 202H257V203H255ZM264 203V202H263ZM20 204V205H19ZM262 205V206H261ZM20 206V207H19ZM49 208V204H48V206H46L45 207V209L44 210H42V211H39L38 212V208H36V206H34L33 208H31V210H30V217H29V219H28V222L30 223V222H32V223H30V225H29V223H28V229H29V231L31 230H33V228H32V226H33V223H34V219H36L37 218V220L39 219V221H41V222H45L44 220H46L47 219V216L46 215H44V214H46V212H47V209ZM70 211V217L73 219V218H75V211L74 210H72V209H70L69 210ZM16 212V213H15ZM73 212V213H72ZM148 212V211H147ZM150 212V211H149ZM2 213H4L3 211H2ZM7 215V216H6ZM7 218H6V217ZM262 216V217H261ZM9 217V218H8ZM262 219H261V218ZM46 218V219H45ZM10 219V220H9ZM31 220V221H30ZM34 220V221H33ZM128 219H126V222H123V223H120L121 225H120V227H119V224H117V223H115L116 225H115V232H116V234H117V236L119 237L116 241H115V243L118 241L119 243H122L121 242V238H123L124 237V234L126 233L125 232V230H126V228L129 226V228H130V226H131V224L129 223L130 221L128 220ZM8 221H10L9 223H8ZM252 221H254V219H252ZM129 223V224H128ZM263 223V224H262ZM3 225V226H2ZM263 227H262V226ZM119 227V228H118ZM261 227V228H260ZM117 228V229H116ZM259 230V231H258ZM261 230V231H260ZM123 231H124V234H122L123 233ZM122 232V233H121ZM97 234H99L97 231H93V232H91L89 235H88V237H90V238H92V236L93 237H95V236H98ZM122 234V235H121ZM176 234V231L174 232V233H172L171 235L170 234H168L169 235V239L171 238V240H170V242H172V244H175V245H177V244H180V245H182V241L180 240V238H178L177 240L175 239L174 241H173V236ZM0 236V244H5V242H6V240H5V236ZM120 235V236H119ZM87 236V235H86ZM123 236V237H122ZM253 237V238H252ZM3 238V239H2ZM250 238H251V240H253L254 241V236H250ZM2 240V241H1ZM136 241H137V243H136ZM134 240L133 242H132V244L130 243V244H128L127 246H129L128 248H132V246L133 247H140V246H143V245H146L148 242L147 241H141V240ZM181 241V242H180ZM94 242H96V245L97 246H99L100 248H98L97 249V251L98 250H100L99 252L100 253H104V254H109V253H111V252H113L114 253V250L115 249H113L112 247L114 246V243L112 244L113 246H111V247H108V246H104V248H103V245L102 244H100L99 242H97V241H94ZM173 242H176V243H173ZM180 242V243H179ZM257 242V241H256ZM261 242V241H260ZM210 243V242H209ZM95 244V243H94ZM134 244H136V245H134ZM108 247V248H107ZM102 248V249H101ZM82 250H77V249H75L78 253H80V256L81 257H84L85 256V254H86V251L85 250H83V248H81ZM107 249V251H105ZM113 249V250H112ZM104 250V251H103ZM10 255V254H9ZM118 256V254L117 253H115V258L114 257H112V259H111V257H110V259H106V260H99V261H97L96 262V264H127L126 262H128L129 261V263L128 264H136V261H133V260H128V259H126V258H123V257H121V256ZM3 257V258H2ZM1 258H0V264H15V260H18L17 258H13V257H11V256H6V255H3ZM144 257V256H143ZM198 256H194L192 259H191V264H203V261H202V259L200 260V258L198 257ZM12 259V260H11ZM118 259V260H117ZM139 259V258H138ZM189 259V260H190ZM195 260V261H194ZM197 260V261H196ZM10 263H9V262ZM12 261V262H11ZM111 261V262H110ZM123 261H126V262H123ZM195 263H194V262ZM229 261V262H228ZM93 261L91 260V263H92ZM101 262V263H100ZM181 262H182V260H181ZM233 261H232V259H226L224 262H222V263H220V264H233L232 263ZM73 264H78V263H73ZM95 264V263H94ZM182 264H183V262H182ZM236 264H237V261H236ZM238 264H240L239 262H238Z\"/></svg>", "mask_w": 264, "mask_h": 264}]
</instances>
